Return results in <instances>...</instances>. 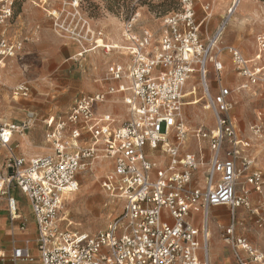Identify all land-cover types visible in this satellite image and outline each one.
Returning <instances> with one entry per match:
<instances>
[{
    "label": "built area",
    "instance_id": "obj_1",
    "mask_svg": "<svg viewBox=\"0 0 264 264\" xmlns=\"http://www.w3.org/2000/svg\"><path fill=\"white\" fill-rule=\"evenodd\" d=\"M198 1L177 0L178 10L162 18L158 34L139 25V13L122 22L121 43L128 63H113L107 69V80L121 84L105 93L81 95L65 113L43 118L49 153L27 159L17 156L10 146L12 134L25 132L31 123L0 124V148L7 154L0 168V204L7 208L9 229L23 231L27 225L12 192L27 200L37 253L35 257L28 240L22 246L12 241L9 252L0 246V264H210L208 219L212 209L224 206L232 221L220 238L235 263L264 264V252L234 234L235 212L250 209V192L260 193L264 187V167L254 169L250 155L254 142L264 139V130L258 122L249 127V138L239 136L230 113L233 95L221 84L219 59L221 53L229 55L235 72L245 79L241 89H264V32L256 35L253 60L233 46H219L230 12L217 32L201 41L200 27L211 6L200 5L205 16L197 23ZM14 2L0 0V26L13 17ZM95 45L106 53L119 49L100 46L97 40ZM21 51L20 42L0 39V60ZM210 68L219 84L215 93ZM189 81L198 82L213 116V127L197 128L192 137L206 146L208 154L203 146L196 153L185 147L184 90ZM189 92L193 95L195 87ZM28 93L26 84L12 89L13 96L25 98ZM114 93L122 96L129 115L116 126L111 116L94 112L95 105ZM100 153L112 169L101 188L122 202V211L97 233L72 231L59 219L66 195L79 190L81 172Z\"/></svg>",
    "mask_w": 264,
    "mask_h": 264
},
{
    "label": "rangeland",
    "instance_id": "obj_2",
    "mask_svg": "<svg viewBox=\"0 0 264 264\" xmlns=\"http://www.w3.org/2000/svg\"><path fill=\"white\" fill-rule=\"evenodd\" d=\"M21 0H15L13 11L17 3ZM38 8L45 9L51 14L52 28L60 38H66L72 45L79 46V50L71 57L65 55V59L58 64L55 73H43L39 75L37 67L42 63L37 52L18 53L9 61L16 65L12 75L16 76V84H26L29 89L28 96H13L11 85L0 84V101L4 95H8L13 108L10 111L0 109L1 122L29 121L30 128L24 132L29 136L31 148L43 156L50 152L49 145L43 139L42 120L46 115L58 116L65 113L70 108L74 98L79 95H85L81 87L83 76L88 73L85 59L89 51H97L105 56L113 54L121 55L120 60L126 59L123 53L124 47L113 42L122 31V22L133 13H139L138 22L140 26L150 29L158 34L162 18L167 14L178 10L177 0H30ZM208 3L211 6L208 14L209 18L202 22L200 27V39L205 41L213 36L221 20L228 16L232 8L233 0H199L194 7L197 11L196 22L199 23L205 16V12L200 7L201 4ZM235 11L230 12L227 20V26L220 35L219 46L224 49L226 46H233L239 49L246 59H252L257 53L256 35L264 32V0H238ZM229 10V11H228ZM15 13V11H14ZM56 24V25H55ZM101 36H98V33ZM99 37L104 38L98 39ZM76 40H80L77 44ZM102 45L111 47L118 45L120 51L113 49L106 53L104 49L96 47L95 41ZM107 42L108 44H106ZM112 45V46H113ZM83 50L86 52L82 53ZM37 53V54H36ZM81 53L82 55H79ZM264 58V52L261 53ZM219 59L223 62V69L220 73L222 85L229 88L232 92L234 105L230 111L239 136L249 138L250 130L248 126L252 124H262L264 130V89L248 86L247 89H241L245 79L238 76L235 72L232 60L226 53H221ZM5 60V59H2ZM125 63V62H124ZM211 92L215 93L219 88L216 82L215 73L210 68ZM40 73V72H39ZM107 81V75L103 79ZM195 87L193 95H188L184 99L183 114L185 125L188 132L186 148L195 152L199 146L193 137V131L197 128H212L214 121L212 113L205 108V101L198 82L189 81L185 87L184 93ZM107 87L104 86L103 89ZM200 99V100H198ZM197 100L196 104H193ZM3 102V101H2ZM193 102V103H192ZM260 117V119H258ZM124 118L120 119L123 121ZM44 140V141H43ZM89 143L86 142V147ZM18 144H16L17 146ZM205 145V144H204ZM15 144L12 149L16 153ZM252 156L255 159L254 169L263 170L264 167V139L253 144ZM93 164L81 172L79 180V190L76 193L67 195L66 201L59 219L63 227H68L72 231L79 233H97L103 230L111 220L117 217L122 211L123 205L120 200L113 199L101 188L102 179L112 170L110 163L106 158H102L104 153ZM161 161V159H159ZM205 167L200 169L199 178L201 179ZM244 176L241 175L238 184L242 187ZM22 206V213L26 216L28 208L26 203L17 197ZM264 202V187L260 193L250 192V209L240 208L235 212V231L237 237L246 238L255 249L264 250V213L262 205ZM213 216H218L222 220L218 228L216 219L209 215V227L211 230V240L209 244L211 250L218 257V260L210 264H236L232 252L224 245L220 238L226 225L231 223L230 213L227 207L214 208ZM28 217V216H27ZM261 219L260 223L259 220ZM213 223V227H211ZM28 228L26 235L30 234ZM34 256L37 257L34 239H29ZM222 247V251L218 246Z\"/></svg>",
    "mask_w": 264,
    "mask_h": 264
},
{
    "label": "crops",
    "instance_id": "obj_3",
    "mask_svg": "<svg viewBox=\"0 0 264 264\" xmlns=\"http://www.w3.org/2000/svg\"><path fill=\"white\" fill-rule=\"evenodd\" d=\"M14 11L15 13L13 17L4 26H0V39L8 40L10 42H20L22 46L21 52L25 50L26 52L33 51L35 53L38 51L37 53L40 58H46L42 60V63H40V65L35 67L37 68V72L34 70L35 73H38L39 75H42L43 73H55L59 66L58 63L61 60L65 59V55H69V57H71L79 50L78 45H72L69 41L66 40V38H60L56 35L54 28H52V18L47 10H40V8L34 5L30 0H21L19 3H17V7L16 9H14ZM113 42L119 44L121 47H124V45L121 43L120 35L116 38V40H113ZM105 43L108 44L107 42ZM98 45L107 46L100 43ZM115 46L118 47V45ZM117 51H120V48L117 49ZM88 53L89 54L85 59L88 73L83 76L82 79H80L82 91L84 93H88L85 95L93 96L96 95V93H105L109 88H116L117 85L121 84V82L111 80H107L106 83H103V79L107 75V69L110 65H112L113 63L127 64V59H124V63L122 60H120L121 55L113 54L110 56H105L103 54H100L96 50L89 51ZM123 54L125 55L126 53ZM79 55H81V53H79ZM255 56L256 55H254V57ZM9 60L10 59L6 58L5 60L0 61V84H4L5 86H9L12 84L10 87L12 91V89L19 84L15 83L16 76L12 75L16 69V65L12 64V62ZM209 78L212 82L213 79L211 78V74ZM122 83L126 85V83ZM104 86H106L107 88L103 89ZM188 95H191L189 91L186 92L185 96ZM2 101H0V109L6 112L14 109L11 101H9V97L7 94L3 96ZM196 102L197 100L193 104H196ZM94 112L96 115L107 114L111 116L115 121L114 126L120 125L121 123L126 121L129 116L127 114V108L123 104V98L119 93L108 95L107 100L104 103H98L97 105H95ZM47 116L53 115H46L43 118H46ZM122 118H124V120L120 121V119ZM258 119H260V117H258ZM21 122H18V124ZM1 123L7 122L0 121V124ZM250 126L251 125L248 126V129ZM12 136L13 137L10 142L11 149L14 144L15 146L16 144H18L16 146V153L12 149V152L14 154H16L17 156H23L26 159L40 155V153H36V151L31 148L29 136L24 135V132H15L12 134ZM203 147L206 154H208L206 146ZM187 150L196 153L195 151L190 150L188 147ZM252 150L250 151V155L253 158ZM6 157V152L0 148V168L3 166ZM12 195L16 198L17 201L18 214L23 220H25L27 227L23 231L16 230L12 232L7 225V208L5 207L4 203L0 204V246L6 252L10 251L12 241L17 243V245L22 246L24 244V241H29V239L35 238V226L32 222L31 209L27 200L16 190L12 192ZM17 197H20L21 200L26 203L25 205L28 208V217L24 213H22L23 205L19 203ZM214 210L215 209L211 210L210 217H214L217 224L222 223V220L218 219V216H213ZM196 216L199 217L198 214ZM211 225V227H213V223ZM28 228L31 230V233L26 235V233L28 232ZM218 248L220 251H222V247L220 245L218 246ZM261 251L264 252V250ZM210 256L212 263L218 260V257L211 250V247Z\"/></svg>",
    "mask_w": 264,
    "mask_h": 264
},
{
    "label": "bare ground",
    "instance_id": "obj_4",
    "mask_svg": "<svg viewBox=\"0 0 264 264\" xmlns=\"http://www.w3.org/2000/svg\"><path fill=\"white\" fill-rule=\"evenodd\" d=\"M237 1L238 0H233V3H232V8L230 9V12L231 13H233L235 10V7H237V5H236V3H237ZM229 11V10H228ZM114 47H116V48H118L117 46H115V45H113ZM112 46V47H113ZM109 48H110V46H109ZM124 49H125V47H124ZM117 50V49H116ZM125 52H126V50H125ZM1 61V60H0ZM185 96V95H184ZM186 97V96H185ZM205 108L210 112V110L208 109V107L206 106V104H205ZM102 158H105L104 156H102ZM67 195H70V194H67ZM67 195H66V197H67Z\"/></svg>",
    "mask_w": 264,
    "mask_h": 264
}]
</instances>
